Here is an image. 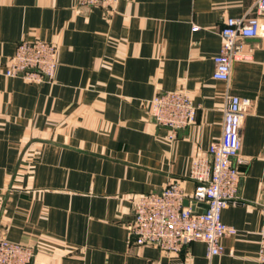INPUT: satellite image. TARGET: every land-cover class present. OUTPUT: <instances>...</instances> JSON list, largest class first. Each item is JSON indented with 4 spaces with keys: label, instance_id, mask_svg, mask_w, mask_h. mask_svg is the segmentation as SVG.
Masks as SVG:
<instances>
[{
    "label": "crops",
    "instance_id": "obj_1",
    "mask_svg": "<svg viewBox=\"0 0 264 264\" xmlns=\"http://www.w3.org/2000/svg\"><path fill=\"white\" fill-rule=\"evenodd\" d=\"M255 0H0V236L30 241L35 264H261L264 209V36L245 39L230 90L250 99L242 127L241 203L223 253L195 241L180 253L136 245L132 200L170 181L190 196L200 149L221 135L227 85L213 78L220 30ZM197 27V29H195ZM57 43L52 81L8 77L21 40ZM187 89L196 121L178 138L150 116L159 91Z\"/></svg>",
    "mask_w": 264,
    "mask_h": 264
},
{
    "label": "built area",
    "instance_id": "obj_2",
    "mask_svg": "<svg viewBox=\"0 0 264 264\" xmlns=\"http://www.w3.org/2000/svg\"><path fill=\"white\" fill-rule=\"evenodd\" d=\"M118 1L77 0V3L89 7L102 5L112 11ZM220 36L221 47L213 58V78L227 85L222 133L208 149H200L193 157L188 176L195 182V188L190 196L181 183L170 181L161 191L132 200L133 220L128 228L136 245L154 244L165 252L180 253L191 243L202 241L211 258L223 253L222 239L235 232L233 226L223 222L222 212L231 204L241 203L242 173L238 163L247 162L240 157V151L243 122L251 101L231 92L230 79L234 61L252 57V51L245 48V39L264 36V0H255L244 15L226 17ZM58 52L57 43L49 40H21L4 74L33 83L52 81ZM150 104V116L167 129L166 138L171 141L196 121L198 107L187 89L159 91ZM35 259L36 246L32 242L0 236V264H35ZM257 259L264 264V209Z\"/></svg>",
    "mask_w": 264,
    "mask_h": 264
},
{
    "label": "water",
    "instance_id": "obj_3",
    "mask_svg": "<svg viewBox=\"0 0 264 264\" xmlns=\"http://www.w3.org/2000/svg\"><path fill=\"white\" fill-rule=\"evenodd\" d=\"M185 205H186V206L189 205V200H188V199L185 200ZM202 206L206 207V205H204V204H202Z\"/></svg>",
    "mask_w": 264,
    "mask_h": 264
}]
</instances>
